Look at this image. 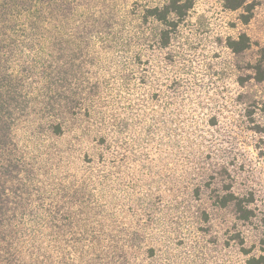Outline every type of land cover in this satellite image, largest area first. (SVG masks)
<instances>
[{"label": "rangeland", "instance_id": "rangeland-1", "mask_svg": "<svg viewBox=\"0 0 264 264\" xmlns=\"http://www.w3.org/2000/svg\"><path fill=\"white\" fill-rule=\"evenodd\" d=\"M168 1L79 0L69 23L43 18L15 33L20 43L8 66L29 95L13 127L15 153L33 166L39 195L58 197L52 184L62 177L85 184L101 211L99 257L86 256L93 263L246 264L264 255V78L251 68L264 49V0H246L245 24L239 13L247 12L225 8L224 0H192L161 47L163 25L146 8ZM104 14L114 21L115 41L80 32ZM58 34L72 41L74 73L68 94L56 99L80 96L89 117L63 103L49 108L55 95L46 97L44 62ZM241 34L249 46L235 53L226 43ZM51 121H63L61 135L50 132ZM13 180L0 177L10 189L18 186ZM228 187L252 197L249 219L216 203Z\"/></svg>", "mask_w": 264, "mask_h": 264}, {"label": "trees", "instance_id": "trees-1", "mask_svg": "<svg viewBox=\"0 0 264 264\" xmlns=\"http://www.w3.org/2000/svg\"><path fill=\"white\" fill-rule=\"evenodd\" d=\"M78 2L79 0H0V177H5V180L14 178L18 183L17 188L10 189L0 182V264H74L71 252L77 251L79 255L76 259L79 264H97L86 256L91 251L92 256L96 252L95 257H99L97 252L102 244L98 233V216L101 211L95 206L85 184L79 183L77 179L69 181L67 177H62L52 184L59 190L58 197L53 199L50 193L47 196L49 190H43V195H39V183L29 179L34 168L30 162H25L20 155H16L13 139V127L24 111L29 95L24 78L11 71L8 66L11 56L9 53L20 43L19 37H12L15 33H23L27 26L32 29L39 25L43 18L55 20V17H59L69 23V19L78 11ZM192 3V0H169L161 7L146 8V16L155 18L163 25L159 32L161 47L167 46L170 34L187 15ZM223 5L230 10L246 11L247 14L239 13V19L243 24L249 21L252 5L246 0H224ZM104 18L105 14L88 26L84 23L80 32L85 35L92 32L101 35L105 33L107 38L112 39L111 42L115 41L118 34L112 26L114 21ZM68 31L72 29L69 27ZM62 35L64 34L53 37L47 47L44 65L47 69L45 81L48 86L44 87V91H47L46 97L49 94L55 95L50 98L48 105L50 108L54 104L57 106L63 103L72 114L89 117V108L87 105L83 106L80 96H66L62 102L56 99L58 95L68 94L70 85L67 83L74 73V65L70 64L72 41L69 43V37L65 35L67 38L64 40ZM226 44L233 52L239 53L249 46V37L241 34L236 39H228ZM251 68L256 80L264 78V49H260ZM90 92H94L92 84ZM48 112L54 114L51 110ZM61 122L49 123L52 134L63 133ZM72 124L77 125L76 122ZM106 142L105 136L98 137L97 143L105 145ZM87 158L88 162L93 161L91 157ZM97 161H103L102 154L99 153ZM229 188L222 196H216V203L220 206L231 204L238 219H249L253 214L248 205L252 202V197L235 195ZM59 238H63V247L58 243ZM245 252L248 253L246 250ZM246 264H264V255H251L246 259Z\"/></svg>", "mask_w": 264, "mask_h": 264}]
</instances>
